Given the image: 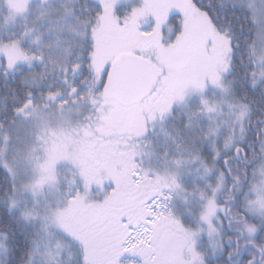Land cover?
Masks as SVG:
<instances>
[{
    "label": "snow or ice",
    "instance_id": "obj_1",
    "mask_svg": "<svg viewBox=\"0 0 264 264\" xmlns=\"http://www.w3.org/2000/svg\"><path fill=\"white\" fill-rule=\"evenodd\" d=\"M0 264H264V0H0Z\"/></svg>",
    "mask_w": 264,
    "mask_h": 264
}]
</instances>
